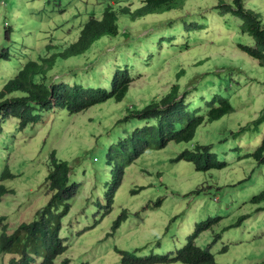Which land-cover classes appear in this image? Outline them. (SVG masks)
<instances>
[{"label": "rangeland", "instance_id": "rangeland-1", "mask_svg": "<svg viewBox=\"0 0 264 264\" xmlns=\"http://www.w3.org/2000/svg\"><path fill=\"white\" fill-rule=\"evenodd\" d=\"M56 1L60 3V0ZM221 1L232 3L234 0H190L184 5L183 13L191 16L189 22L206 21L201 14H206L212 21L204 23L207 30L192 33L186 42L187 49L181 52L171 50L165 43L154 51L129 49L127 47L131 45L140 48L145 43L119 37L95 44L81 58L60 63L50 75L51 80L62 78L69 83L95 88L101 83L108 85L113 71L124 66L126 59L127 62L136 60L132 72L135 81L122 103L110 101L77 116L65 112L51 114L47 116L46 124L33 130H15L12 122L3 127L4 132H0V170L8 166L17 177L2 182L13 193L6 195L0 203V219L6 217L0 223V232L7 226L8 234H14L22 224L31 222L51 198L45 189V180L50 155L56 153L60 159L74 163L76 174L73 179L83 186L71 213L64 220L66 233L63 238L70 237V243H66V251L57 257L55 264L66 261L67 264H120L121 255L117 253L120 250L136 252L143 257L168 255L184 245L195 225L218 217L222 218L220 224L203 234L197 245L206 249L221 234L212 249L217 264L264 263V203H249L264 192V166H259L253 158L244 157L254 153L264 141V123L258 132H251L253 122L264 110V67L238 48L239 44L254 45L251 38L239 33L241 22L217 10L209 12ZM45 2L49 3L48 0H0V50L3 43L15 42L12 37L8 41L4 35L7 26L12 27V36L16 32L22 39L21 43H16L15 47L19 48L14 51L21 65L29 58L37 60L59 53L60 47L55 46L65 44L67 47L73 43L81 24L87 21L94 8L103 9L97 0H63L57 7ZM259 3L264 14V0ZM128 6L137 10L142 2L129 0ZM172 17L178 15L148 16L147 23L125 25L138 37L152 31L160 35L158 32L166 29L162 27H170ZM148 45L152 48L157 43L149 41ZM48 46L53 49L47 51ZM25 54L28 57L25 58ZM0 61L1 91L15 77L18 67L16 60ZM63 66L66 67L64 70ZM71 69L75 79L70 76ZM183 71L185 74L178 77ZM174 84L189 91L193 90L192 84H198L201 94L206 97L212 94L226 96L234 112L222 121L206 123L192 144L172 143L164 150L144 154L124 169L112 205L96 208L93 204L105 192V188L100 187L104 183L98 169L102 168L100 170L109 177L112 166L105 164L107 156L98 149L101 139L126 137L127 131H112L110 135L108 130L126 117L127 108H143L151 100L168 94ZM249 125L251 130L242 133L238 139L224 140L231 132L237 133ZM120 126L127 128V125ZM133 130L136 131V127ZM196 144L209 145L213 153L220 155L221 161L229 164L228 167L204 174L197 172L193 164L171 163ZM237 148H243V153H236ZM82 153H91L90 159L81 157ZM249 178L247 185H241ZM207 187L223 189H210V195L196 199L186 196ZM133 190L138 192L133 194ZM238 198L242 200L240 204ZM88 199H91L89 203ZM160 199H163L162 204L154 210ZM122 211H127L129 217L119 227L115 226ZM244 216H248L244 223L233 228ZM174 218L177 220L171 223ZM225 228L232 229L223 232ZM226 247L227 251L222 252ZM7 255L0 253V264H7Z\"/></svg>", "mask_w": 264, "mask_h": 264}, {"label": "trees", "instance_id": "trees-1", "mask_svg": "<svg viewBox=\"0 0 264 264\" xmlns=\"http://www.w3.org/2000/svg\"><path fill=\"white\" fill-rule=\"evenodd\" d=\"M41 1L43 2V0ZM48 1L49 3H45L57 7L63 0H60V3L56 0L55 3H52L53 0ZM97 1L102 4L103 9L94 8L87 21L81 24L78 36L73 43H69L67 47H64L65 44L55 46L58 49L60 47L59 53L50 57L43 56L37 60L29 58L24 65L20 64L19 56L16 57L14 52L15 48H19L15 47L17 46L16 43H21L22 39L16 32L12 36L14 30L7 26L4 35L8 41L12 37L15 42L3 43V48L0 50V60L5 62L16 60L18 72L0 91V132L3 127L9 125V122H12L15 130L25 131L28 128L33 130L37 126L46 124L47 116L51 114L65 112L77 116L110 101L124 102L130 93L132 83L135 81L132 72L135 71L133 62L135 63L136 60L127 62L126 59L124 66L113 71L111 78L108 79V85L101 83L93 88L85 87L82 83H69L62 78L51 80L50 75L60 66V63L85 56L95 44L105 43L107 40L113 41L119 37L127 40L134 38L139 43H145V46L139 48L131 45L127 48L154 51L159 50L165 43L169 45L171 50L181 52L187 49L186 42L190 40V35L207 30L204 23L208 20L212 21V18H206V14H201L206 21L202 23L189 22L191 16L184 14L183 9L190 0H140L142 6L137 10L128 6L129 0ZM259 1L256 0L254 3L251 0H234L232 3L221 1L217 8L209 12L217 10L222 15L229 14L240 21L239 33L251 38L254 45L239 44L238 48L256 60L261 67H264V14ZM170 13H175L178 17H172L170 27H162L166 29H161V32H158L160 35L153 34L152 31L147 36L138 37L134 35L131 27L125 25V23L127 25L136 22L147 23L148 16ZM162 32L164 34H161ZM167 33L171 34L167 35ZM149 41L157 43V45L151 48L148 45ZM52 47L48 46L47 51H51ZM174 48L178 49L174 50ZM24 57L28 56L25 54ZM65 68L63 66V70ZM69 71L72 72L70 76L75 79L74 70ZM184 74L183 71L178 77H182ZM101 79L103 78L101 77ZM192 87L193 90L189 91L186 87L182 89L180 84H174L168 94L151 100L143 108L137 106L127 108L126 117L108 130L110 135L112 131H124V133L127 131V136L120 135L117 138L111 137L109 140L101 139L102 142L98 149L103 150L107 156L105 164L112 165V169L110 171L111 176L108 177L106 172L99 176L104 183L100 187L105 188L101 199L97 201L99 209L112 205L120 187L124 169L134 164L137 159L148 152L164 150L172 143L178 145L192 144L196 140L199 130L206 123L222 121L234 112L228 97L219 94L206 97L204 93L201 94L198 84H192ZM263 123L264 110L260 118L253 122V130L249 125L237 133L231 132L224 140L238 139L242 133L250 130L252 133H256ZM120 125H127V128L122 129ZM134 127H136V131L133 130ZM237 152L243 153V148H237ZM81 157L90 159L91 153H82ZM244 157L253 158L259 166H264V141L254 153ZM94 159L97 160L98 158ZM181 162L193 164L197 172L204 174L223 171L229 165L227 162L221 161L220 155L213 153V149L209 145L203 144H196L192 149L184 150L177 159L171 160V163ZM49 164V174L45 184L53 197L47 207L41 210L35 221L30 224H23L11 236L7 234V227H5L2 236V243L5 246L3 251L19 255V259L11 260V264H33L37 258L43 259V264H55L57 257L66 251V239L61 238L63 220L70 211V202L78 193L79 183L73 179L76 174L73 162L61 160L56 153H53L50 155ZM0 177V203H2L3 198L10 194V191L1 182L14 178L15 175L11 173L9 167H6L4 172L0 173ZM249 180L250 178L241 182V185H247ZM210 189L220 191L223 188H199L186 196L192 199L205 197L210 195L208 192ZM247 189L250 190L248 187ZM136 192L138 191L133 190V194ZM238 199L240 201L237 203L240 204L242 200ZM162 201L163 199H160L156 203L154 210L162 204ZM249 203L258 205L264 203V192ZM137 216L133 215L135 218ZM123 217H129V213L124 211ZM247 217H241L238 223L232 227H240ZM4 220L5 218H1L0 223ZM120 220L115 222V226L119 225ZM176 220L177 218H174L171 223ZM221 221V217L209 218L195 225L192 234L186 237L184 245L180 249L176 248V252L168 255L154 254L143 257L136 252L120 250L117 252L121 255L120 264H217L212 249L222 235H218L214 243L206 249L200 248L197 242L203 234L212 230ZM228 229L232 228H225L223 232L228 231ZM227 249L226 247L222 252H226ZM67 263L68 261L64 264Z\"/></svg>", "mask_w": 264, "mask_h": 264}, {"label": "clouds", "instance_id": "clouds-1", "mask_svg": "<svg viewBox=\"0 0 264 264\" xmlns=\"http://www.w3.org/2000/svg\"><path fill=\"white\" fill-rule=\"evenodd\" d=\"M62 160V159H61ZM66 161V160H65ZM70 162V161H69ZM133 165V164H132ZM132 165H130V166H132ZM6 167H8V166H5L2 170H0V173L2 172H4V170H5V168ZM110 169H112V166H111V168ZM98 172H100V173H102L103 174V172L100 170V169H98ZM125 172V171H124ZM12 173V172H11ZM13 174V173H12ZM48 174H49V167H48ZM14 175V174H13ZM48 176V175H47ZM17 176L15 175V177L14 178H16ZM1 178V177H0ZM14 178H10V179H14ZM10 179H8V180H10ZM7 181V180H6ZM6 181H3V182H6ZM75 182H78V181H76V180H74ZM79 184H78V193H77V195L74 197V199L70 202V204H71V208H70V211H69V213H68V215L65 217V218H67L68 216H69V214L71 213V211H72V209H73V206H74V202H75V200L76 199H78V197L81 195V190H82V187L81 186H83V184L82 183H80V182H78ZM1 184H2V182H1ZM3 185V184H2ZM104 185V184H103ZM47 186H46V184H45V189L47 190V188H46ZM8 189V188H7ZM9 190V189H8ZM10 191V194H12L13 193V190H9ZM48 192H50L49 190H47ZM52 196H51V198L50 199H47V201L41 206V208L39 209V211H38V213H36L35 215H34V218H33V220L31 221V222H25L24 224H30V223H32L33 221H35L36 220V218H37V216H38V214L41 212V210H43L45 207H47V205L49 204V202H50V200L52 199V197H53V194L52 193H50ZM4 199V198H3ZM91 201V199H88L87 200V202L89 203L90 201ZM98 201V200H97ZM88 203H87V205H88ZM93 205H97V202H96V204H93ZM96 208H98V206H96ZM99 209V208H98ZM101 209V208H100ZM102 209H104V208H102ZM123 212L124 211H122V213H121V215L119 216V220H120V218H121V220H120V222H119V225H118V227L124 222V221H126L127 219H128V217L127 218H124L123 217ZM106 215V214H105ZM105 217V216H104ZM6 218V217H5ZM117 219V220H118ZM6 220V219H5ZM4 220V221H5ZM65 220V219H64ZM64 220H63V231H62V234H61V238H63V236H64V233H66L65 232V228H64ZM117 220H115V222L117 221ZM115 222H114V225H115ZM2 223V222H1ZM23 225V224H22ZM5 227H7V226H5ZM5 227L4 228H2L1 229V232H0V253H3V254H8L6 257H5V260H6V263L7 264H11V260H13V259H16V258H18L19 257V255H15V254H10V253H8V252H4L3 251V249L5 248V246H4V244L2 243V236L4 235L3 233H4V231H5ZM19 230V229H18ZM7 234H8V232H7ZM9 235V234H8ZM13 235V234H12ZM9 236H11V235H9ZM64 239H66V243L67 242H69L70 243V237H68L67 235L65 236V238ZM65 246H66V244H65ZM66 249H67V247H66ZM121 251H123V250H121ZM120 255V254H119ZM58 257H60V256H58ZM38 261V262H37ZM37 263L36 264H43L44 262V260L43 259H41V258H37ZM56 261H57V259H56ZM43 262V263H42ZM35 263V262H34ZM80 264V263H79Z\"/></svg>", "mask_w": 264, "mask_h": 264}]
</instances>
